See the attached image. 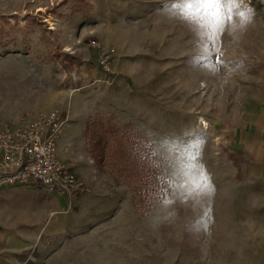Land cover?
I'll list each match as a JSON object with an SVG mask.
<instances>
[{
    "label": "rangeland",
    "instance_id": "374dc122",
    "mask_svg": "<svg viewBox=\"0 0 264 264\" xmlns=\"http://www.w3.org/2000/svg\"><path fill=\"white\" fill-rule=\"evenodd\" d=\"M173 2L0 0V122L66 113L89 190L74 211L33 189L0 194V264H264V0L239 3L210 57ZM88 40L115 49L114 82L81 62ZM185 152L201 192L174 175Z\"/></svg>",
    "mask_w": 264,
    "mask_h": 264
},
{
    "label": "built area",
    "instance_id": "2783aa9c",
    "mask_svg": "<svg viewBox=\"0 0 264 264\" xmlns=\"http://www.w3.org/2000/svg\"><path fill=\"white\" fill-rule=\"evenodd\" d=\"M240 2L248 6L251 0ZM77 44L96 50V63L108 82L116 80L112 70L115 49L104 48L95 40ZM74 45L71 41L63 51L74 54ZM67 121V114L58 110L25 111L0 125V193L11 188H30L62 198L66 211L76 209L74 200L89 190L59 155L58 141Z\"/></svg>",
    "mask_w": 264,
    "mask_h": 264
},
{
    "label": "snow or ice",
    "instance_id": "6c2138e0",
    "mask_svg": "<svg viewBox=\"0 0 264 264\" xmlns=\"http://www.w3.org/2000/svg\"><path fill=\"white\" fill-rule=\"evenodd\" d=\"M239 3L240 0H174L171 10L174 15L196 27L204 41L202 54L205 57H210L212 51L210 45L215 44L224 20L231 19L233 14L245 16L244 12H234V9L239 7ZM193 147L198 149L199 145ZM193 160H195V153H183L177 161L178 170L174 173V175L183 178L180 187L189 194L201 192L207 187V178L203 170L191 163Z\"/></svg>",
    "mask_w": 264,
    "mask_h": 264
},
{
    "label": "crops",
    "instance_id": "0c3cea01",
    "mask_svg": "<svg viewBox=\"0 0 264 264\" xmlns=\"http://www.w3.org/2000/svg\"><path fill=\"white\" fill-rule=\"evenodd\" d=\"M111 40H112L113 43H115L118 46H120V43H121L120 40H116V38H114V37L111 38ZM111 40L108 39L109 42H111ZM121 48L123 49V46H121ZM79 52H81V51H79ZM81 54H82V57H81L82 58V61L81 62H84V65L91 66L92 69L95 70L96 69L95 68V66H96L95 65V63H96L95 51L94 50H87V49H85L83 51V53H81ZM121 55L124 56V54L122 52H121ZM124 57H126V56H124ZM75 61H76L77 65L80 63L78 60H75ZM84 69H86V68H84ZM55 107L56 106H54V105L53 106L52 105H48L47 107H45V109L55 108ZM40 111H44V110H40ZM4 122H6V121H1L0 122V125L3 124ZM63 130L64 131L62 132L61 137H60V139L58 141V151H59V155H60L61 159L64 160L66 163H68L72 167L73 165L71 163H69V160H71V158H70L71 157L70 156L71 154L70 153L68 154V151H69L70 146L72 144V142H71V140H72V131H71L72 130V125L69 124L68 127H66ZM62 150H64L65 153H63ZM259 151L263 153V155H262L263 156V159L260 160L259 162H261L264 165V141L262 142V144L259 145ZM72 169H73V167H72ZM259 169L260 170H259V173H258V179L264 181V166L262 168H259ZM73 170L77 173V170H75V169H73ZM19 188H21V189H27L25 187H18L16 189H19ZM11 189H14V188H11ZM28 189H30V188H28ZM8 190H10V189H8ZM8 190H6V191H8ZM6 191H4V192H6ZM4 192H1L0 194H2ZM50 197H52V196H50Z\"/></svg>",
    "mask_w": 264,
    "mask_h": 264
},
{
    "label": "bare ground",
    "instance_id": "6f19581e",
    "mask_svg": "<svg viewBox=\"0 0 264 264\" xmlns=\"http://www.w3.org/2000/svg\"><path fill=\"white\" fill-rule=\"evenodd\" d=\"M41 11H44V8H43V7H39V8H38V12H41ZM45 20H46V22L51 26V27H50L51 29H53V30L56 29V28L53 26L51 15L45 16ZM202 87H205V84H202ZM68 92H69V94L71 95L72 92H73V90L70 89ZM201 120H202V124H203V125H205V126L208 125L207 122L204 121V119H201ZM55 214H56V213H51V216L53 217Z\"/></svg>",
    "mask_w": 264,
    "mask_h": 264
},
{
    "label": "trees",
    "instance_id": "16d2710c",
    "mask_svg": "<svg viewBox=\"0 0 264 264\" xmlns=\"http://www.w3.org/2000/svg\"><path fill=\"white\" fill-rule=\"evenodd\" d=\"M103 143H104V137H101L98 139V142H97V151L99 152V154L102 152V148H103ZM97 158H99L101 160L102 158V155H97Z\"/></svg>",
    "mask_w": 264,
    "mask_h": 264
}]
</instances>
